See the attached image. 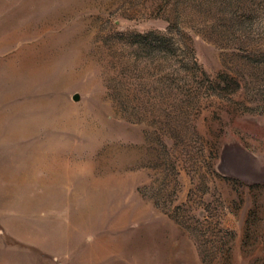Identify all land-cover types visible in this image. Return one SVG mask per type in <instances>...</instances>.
<instances>
[{
    "label": "rangeland",
    "instance_id": "1",
    "mask_svg": "<svg viewBox=\"0 0 264 264\" xmlns=\"http://www.w3.org/2000/svg\"><path fill=\"white\" fill-rule=\"evenodd\" d=\"M0 264H264V0H0Z\"/></svg>",
    "mask_w": 264,
    "mask_h": 264
}]
</instances>
